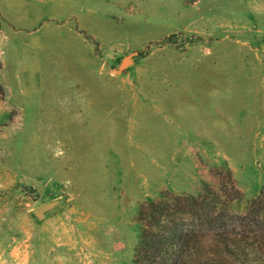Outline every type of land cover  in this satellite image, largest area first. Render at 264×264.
Returning a JSON list of instances; mask_svg holds the SVG:
<instances>
[{"label":"rangeland","instance_id":"obj_1","mask_svg":"<svg viewBox=\"0 0 264 264\" xmlns=\"http://www.w3.org/2000/svg\"><path fill=\"white\" fill-rule=\"evenodd\" d=\"M227 168L242 212L264 187V0H0V264H133L141 206L236 197Z\"/></svg>","mask_w":264,"mask_h":264},{"label":"trees","instance_id":"obj_2","mask_svg":"<svg viewBox=\"0 0 264 264\" xmlns=\"http://www.w3.org/2000/svg\"><path fill=\"white\" fill-rule=\"evenodd\" d=\"M227 169L236 197L222 184L219 192L206 186L199 196L164 192L141 206L133 264H264V187L244 211H235L243 194Z\"/></svg>","mask_w":264,"mask_h":264},{"label":"water","instance_id":"obj_3","mask_svg":"<svg viewBox=\"0 0 264 264\" xmlns=\"http://www.w3.org/2000/svg\"><path fill=\"white\" fill-rule=\"evenodd\" d=\"M134 56H137V53L136 54H133V55H130L128 56L123 64H122V68H127L129 66H131L134 62ZM59 204L58 201H55V202H52V203H49V204H46L42 207H39L35 210V214L37 215L38 218H42L44 216V214L52 209H54L57 205Z\"/></svg>","mask_w":264,"mask_h":264},{"label":"crops","instance_id":"obj_4","mask_svg":"<svg viewBox=\"0 0 264 264\" xmlns=\"http://www.w3.org/2000/svg\"><path fill=\"white\" fill-rule=\"evenodd\" d=\"M203 99V98H202ZM218 101L219 100H217L216 98H214V97H206V100L204 99V100H200L199 102L200 103H203V102H205V103H210V104H217L218 103ZM201 106H203V105H201ZM204 108H206L205 106H204ZM212 108H214V107H212ZM207 109V108H206ZM199 125V124H198ZM197 125V126H198ZM217 125L218 124H215V123H213V124H210L209 126L211 127V128H215V127H217ZM211 131H208L207 133H210ZM200 133V132H199ZM201 133H203V132H201ZM124 246V245H123Z\"/></svg>","mask_w":264,"mask_h":264}]
</instances>
